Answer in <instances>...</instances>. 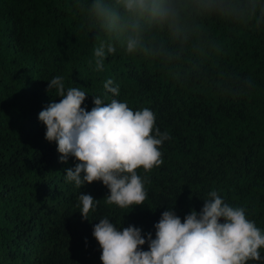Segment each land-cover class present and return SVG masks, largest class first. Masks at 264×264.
Segmentation results:
<instances>
[{
	"label": "trees",
	"instance_id": "obj_1",
	"mask_svg": "<svg viewBox=\"0 0 264 264\" xmlns=\"http://www.w3.org/2000/svg\"><path fill=\"white\" fill-rule=\"evenodd\" d=\"M78 2L0 0V264H101L92 236L100 219L155 238L163 211L174 207L183 219L213 190L264 230V25L210 21L217 50L206 58L186 54L177 66L117 46L97 71L93 52L105 37L87 28ZM55 76L64 78L65 90L88 93L87 110L93 96L134 111L148 107L170 134L160 149L163 164L137 169L148 193L144 205H108L102 182L82 188L66 182L64 170L76 161H59L38 120L59 102L55 89L47 91ZM108 79L119 96L104 89ZM81 193L99 200L89 220L80 214Z\"/></svg>",
	"mask_w": 264,
	"mask_h": 264
},
{
	"label": "clouds",
	"instance_id": "obj_2",
	"mask_svg": "<svg viewBox=\"0 0 264 264\" xmlns=\"http://www.w3.org/2000/svg\"><path fill=\"white\" fill-rule=\"evenodd\" d=\"M77 7L90 31L105 39L95 47L94 63L103 71L107 55L117 46L128 54L177 66L192 54L209 56L218 45L208 23L219 21L237 27L264 25V0H79ZM251 87V81H247ZM112 79L104 89L120 95ZM59 102H50L38 114L45 126V139L55 142L59 161L74 158V167L64 170L66 182L77 188L102 182L108 189L105 201L120 208L142 206L147 199L145 172L163 164L160 150L171 139L156 126V114L148 107L131 109L126 102L105 103L93 96L94 107L87 110L88 93L82 87H68L62 76L48 81ZM202 208L190 210L183 219L174 207L161 213L152 233L142 234L134 225L117 227L107 217L93 225L101 264H247L262 261L264 230L247 218L246 209L226 203L213 190ZM80 214L89 220L99 200L80 194ZM147 243L148 249L143 246Z\"/></svg>",
	"mask_w": 264,
	"mask_h": 264
}]
</instances>
